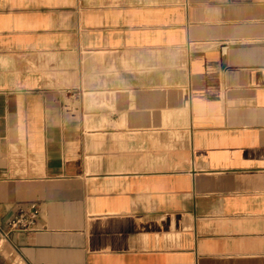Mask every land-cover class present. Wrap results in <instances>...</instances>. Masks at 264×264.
<instances>
[{"label":"crops","instance_id":"crops-1","mask_svg":"<svg viewBox=\"0 0 264 264\" xmlns=\"http://www.w3.org/2000/svg\"><path fill=\"white\" fill-rule=\"evenodd\" d=\"M0 264H264V0H0Z\"/></svg>","mask_w":264,"mask_h":264},{"label":"built area","instance_id":"built-area-1","mask_svg":"<svg viewBox=\"0 0 264 264\" xmlns=\"http://www.w3.org/2000/svg\"><path fill=\"white\" fill-rule=\"evenodd\" d=\"M37 217L38 209L33 206L29 210L19 212L9 223V226L11 229L30 231L34 229Z\"/></svg>","mask_w":264,"mask_h":264}]
</instances>
